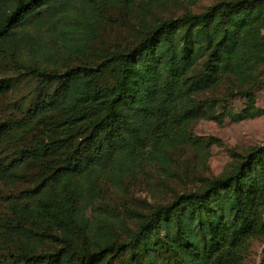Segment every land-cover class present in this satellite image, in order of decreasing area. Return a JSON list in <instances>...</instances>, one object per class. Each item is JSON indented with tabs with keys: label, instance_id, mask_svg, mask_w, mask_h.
Here are the masks:
<instances>
[{
	"label": "trees",
	"instance_id": "16d2710c",
	"mask_svg": "<svg viewBox=\"0 0 264 264\" xmlns=\"http://www.w3.org/2000/svg\"><path fill=\"white\" fill-rule=\"evenodd\" d=\"M179 1L0 0V56L34 78L26 106L0 111V180L31 182L0 205V264H112L125 253L129 264H246L251 241L264 237V140L231 150L228 170L197 176L168 201L126 206V223L97 204L102 185L125 192L146 164L169 171L177 146L206 154L213 139L193 134L191 121L264 113L254 94L264 79V0L147 19ZM136 4L133 43L94 63L41 61H55L50 47L63 60L87 53L104 11ZM29 48L37 60L24 58ZM225 76L236 82L227 96L244 98L240 109L202 96ZM16 83L2 75L0 94Z\"/></svg>",
	"mask_w": 264,
	"mask_h": 264
},
{
	"label": "rangeland",
	"instance_id": "374dc122",
	"mask_svg": "<svg viewBox=\"0 0 264 264\" xmlns=\"http://www.w3.org/2000/svg\"><path fill=\"white\" fill-rule=\"evenodd\" d=\"M139 1V0H138ZM216 0H196L189 2L182 0L177 3L168 2L158 5L152 13L147 14V19L154 21L156 17H174L181 14L185 9L201 11ZM104 11V10H103ZM141 10L136 4L132 10L123 6L107 8L104 11L103 21L98 28L95 38L89 41L87 53H76V56L63 60L64 57L56 53V49L50 47L54 60L47 57L41 58L45 63H54L62 67L67 61L69 63H94L103 58L104 55L119 45L133 43L140 31ZM25 51L24 58L37 60L39 51L29 48ZM67 58V56H66ZM11 57L0 56V77L4 74H13L17 83L14 88L0 94V111H4V116H13L17 113V106H26L29 102L30 93L33 89V76L22 69L18 70L9 61ZM63 60V61H62ZM62 61V62H61ZM40 62V60H38ZM236 82L229 76H225L222 81L212 88H208L202 96L215 98L218 107L224 103L240 109L244 105V98L240 95L227 96V92L234 90ZM256 104L264 108V79L260 86L254 91ZM189 130L195 135L211 137L213 142L209 151L200 153L191 146L180 145L172 150V161L170 169L162 172L158 163L146 164L145 170L140 171L136 176H129L125 180L127 191L122 192L119 188L105 183L99 191L98 203L102 208L111 212L118 211L124 219L123 210L126 206L136 209H146L150 203L168 201L172 197V192L177 190L192 188L196 185L197 176L214 175L228 170L236 159L230 157V151L243 154L249 146L261 143L264 140V113L241 121H232L228 118L221 123L212 119L200 118L193 120L188 125ZM28 180H19L14 185L4 183L0 180V205L5 195H15L17 189L29 185ZM124 204H126L124 206ZM128 253H125L112 262V264H129ZM264 260V237L255 238L251 241L249 251L245 258L246 264H258ZM264 264V261H263Z\"/></svg>",
	"mask_w": 264,
	"mask_h": 264
}]
</instances>
